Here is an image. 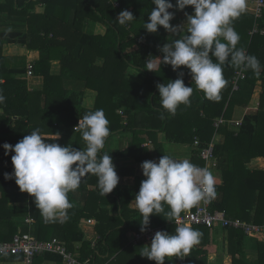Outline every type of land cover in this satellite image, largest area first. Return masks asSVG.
Instances as JSON below:
<instances>
[{"label":"trees","instance_id":"trees-1","mask_svg":"<svg viewBox=\"0 0 264 264\" xmlns=\"http://www.w3.org/2000/svg\"><path fill=\"white\" fill-rule=\"evenodd\" d=\"M171 2L175 5V0ZM37 6L45 7L44 11L36 12ZM155 7L152 0H0V93L6 97L0 104V241L10 240L16 233H30L40 241L65 243L68 250L78 251L81 260L93 256L100 264H156L140 255L151 240H131L133 234L146 232L141 231L142 216L133 205L141 181L146 179L136 175V165L167 155V143L191 146L196 138L201 148L214 142L216 165L211 171L220 182L215 184L217 194L210 201V209L225 211L230 218L264 223V169L250 166L256 158H264V35L249 34L256 22L264 27V11L257 21L251 12L233 21L240 36L237 48L258 58L260 74L244 71L245 77L234 89V76L240 69L226 62L223 75L228 83L219 101H212L196 88L190 70L184 66L176 71L163 64L156 72L145 69L152 56L163 58L159 49L168 43V32L162 26L155 34L143 28ZM122 10L130 11L135 20L120 25L117 17ZM193 11L191 6L185 8L188 14ZM97 24L106 32L86 29ZM7 42L41 51V58L34 62V74L43 76L42 90H29L28 77H21L28 73L27 65L8 61L4 54ZM53 61L61 64L58 75L51 73ZM137 71L142 75L139 81L133 77ZM180 72L185 85L194 91L190 106L181 105L171 116L161 107L156 85L174 81ZM68 79L83 82L85 89L94 91L92 107L84 103L86 90L66 87ZM238 107L248 108L241 125L233 122ZM97 109H103L110 128L102 153L112 157L118 176H134L135 186L116 187L104 197L97 177L87 174L79 188L68 193L72 207L67 210V219L46 222L34 198L21 192L14 179L4 178L14 170V153L5 155L3 144L14 146L39 128L47 142L83 150L86 144L82 134L73 128L86 113ZM161 112L165 113L163 119ZM57 133L59 139L55 140ZM220 134L223 142L216 140ZM191 163L205 167L200 150L193 149ZM163 207L160 216H150L147 228L174 234L175 219L169 221L166 215L171 209L167 204ZM89 218L96 221L95 246L82 228ZM189 226L202 236L200 244L184 257L186 264H208L215 249L212 232L216 228L227 239L225 251L232 256V264H253L247 258L249 246L258 253L255 264H264L261 235H247L233 227ZM179 259L168 257L165 264H180ZM0 261L24 262V256L5 255ZM33 264L66 263L61 255L46 252L37 255Z\"/></svg>","mask_w":264,"mask_h":264},{"label":"clouds","instance_id":"clouds-1","mask_svg":"<svg viewBox=\"0 0 264 264\" xmlns=\"http://www.w3.org/2000/svg\"><path fill=\"white\" fill-rule=\"evenodd\" d=\"M152 3L156 7L152 8L143 28L155 34L162 26L168 32V38L170 34L179 38H172L160 47L162 59L152 56L154 59L147 60L145 69L148 71L156 72L162 64L170 65L173 71L184 66L190 70L196 88L212 101H219L221 90L228 83L223 75L226 62L242 71L250 69L260 74L262 66L258 58L237 48L240 36L233 27V21L246 11V0H175V5L171 0H152ZM188 6L194 11L192 14L185 12L186 23L172 25L170 21L174 19L175 11L169 10L183 11ZM133 20L135 17L128 10H122L117 17L120 25ZM183 75L180 72L174 81L156 85L161 107L171 116L177 114L181 105L191 104L194 89L185 85ZM5 99L0 93V104ZM164 115L161 112V119ZM74 128L82 134L86 144L83 150L47 142L39 128L14 146L3 144L5 155L14 153L11 156L14 170L5 173L4 178L14 179L21 192L34 198L35 206L46 222H56L61 217L67 219V210L72 207L68 193L76 191L87 174L97 177V187L104 197L119 183L112 157L102 153L110 135L109 120L103 109L86 113ZM57 139L59 133L55 135ZM141 168L146 179L141 181L135 195L136 208L142 216L141 231H146L150 216L164 211V204L171 209L166 213L169 221L175 219L177 227L174 234L157 231L150 246H145L140 255L156 264H165L168 257L188 256L200 244L202 233L181 223L180 213L215 199L217 193L212 172L188 159H175L170 155H163L158 162L144 161Z\"/></svg>","mask_w":264,"mask_h":264},{"label":"built area","instance_id":"built-area-1","mask_svg":"<svg viewBox=\"0 0 264 264\" xmlns=\"http://www.w3.org/2000/svg\"><path fill=\"white\" fill-rule=\"evenodd\" d=\"M253 3V11L256 21L260 19L264 11V0H250ZM115 5L118 6L119 3L115 2ZM263 34L264 28H260L256 22L254 27L249 30V34L253 36L254 34ZM28 77L31 79L34 76V62L27 63ZM245 73L242 70H239L234 76V89H238V80L244 78ZM122 113V111H120ZM234 123L241 125L242 119L233 120ZM217 125L219 124L216 123ZM214 143V142H213ZM211 143L210 146L201 148L199 146V140L196 138V141L191 145L193 149L200 150V156L205 160V167L210 171L213 166L216 165V159L213 153L214 144ZM212 172V171H211ZM213 174V173H212ZM215 178V184L218 182V177L213 174ZM26 221L30 222L31 219L28 217ZM180 222L184 225H205L208 227H233L236 229L242 230L247 235H261L264 238V223L263 224H254L250 223L241 218H230L226 215L225 211H212L210 209V202L196 205L194 209H185L180 213ZM96 221L93 218H89L84 223H82V228L87 234V239L92 241V245L95 246L97 235L94 239L90 238V229L95 233L94 226ZM176 223V221H175ZM177 224V223H176ZM157 231H162L154 227H148L146 232L133 234L131 237L132 241L146 239L152 240ZM79 249V246L77 247ZM52 252L57 253L63 257V261L66 264H100L96 262L93 256L81 260L78 257V251L68 250L65 243L59 242L56 239L40 241L33 237L30 233H16L10 240H1L0 241V257L5 255H19L24 256V264H33L34 258L37 255ZM180 264H186L184 258L179 259Z\"/></svg>","mask_w":264,"mask_h":264},{"label":"crops","instance_id":"crops-1","mask_svg":"<svg viewBox=\"0 0 264 264\" xmlns=\"http://www.w3.org/2000/svg\"><path fill=\"white\" fill-rule=\"evenodd\" d=\"M246 5H247V7H246L245 12H251L252 13L253 3L250 2L249 0H246ZM44 9H45V7H43V6L42 7L37 6L35 8V11L36 12H43ZM173 11H175V14H178V15H179V12H181L182 17L174 18V20L171 22V24L174 26L175 25H181V23H182L181 21H182L183 17H186L185 16V9L183 11H177L174 9ZM86 29L89 32H93V33H99V32L105 33L106 32L105 27L101 26V25L99 26L98 24L96 26L95 25H92L90 27L87 26ZM12 31H14V29H12ZM12 43H14V42H7L6 46H4V54H5L6 58L8 59V61L12 62V64H14L13 62H20V63L24 62L27 65V63L29 61L36 62L41 58V51L39 49H28L25 46H23L25 50L21 51V54H17V52L16 53L11 52V54H10L11 56H9L8 55L9 53H7V49H8L7 45H9V44L13 45ZM61 70H62V68H61L60 62L59 61H53L52 65H51V73L58 75L61 73ZM35 76H36V79L32 78L30 81H28V88L30 91H33V92H35V90H41L43 88V82H44L43 76H39V75H35ZM21 77H28V74L21 75ZM133 77L135 79H137V81L142 79V75L138 71L133 72ZM65 85L68 88H77V89L86 90V98H85V102H84L85 105L87 107H92L94 105V101H95V95L94 94L95 93L92 90L85 89L83 82L68 79V80H66ZM247 111H248V108L238 107L236 110L235 119L236 120L243 119L245 114L247 113ZM73 129H75V128H73ZM216 137H217L216 140H218L219 142L224 141L223 135L220 134L219 136H216ZM165 145H166V149L168 150L167 155H170L175 159H181V160L182 159H188L191 162V159H190L191 155L190 156L188 155V157L180 155L181 152H185V151H187V152L190 151L192 154L193 149L189 144L188 145H179V144H174V143H167ZM258 160H264V158H262V157L256 158L250 164V166L252 168L264 169V161L261 162ZM153 161H156V160L154 159ZM141 164L142 163H138L136 165V175H143ZM118 177H119V183H118L117 187H119V188H125V187L133 188L135 186V177L134 176H118ZM218 182H220V180H218ZM133 205L136 206L135 202L133 203ZM212 234H213V240L215 243V249H214V252L211 253V255H210V259L208 261V264H232V256L225 251V247L227 246V239H225L224 234L218 228L214 229ZM95 237H96V233H93L92 229H90V238L94 239ZM150 244H151V242L148 243V246H150ZM257 256H258V253L255 250V248L249 246V249L247 252L248 261L250 263L255 264V262L257 260L256 259ZM15 262H18V261H11V262L10 261H5V262L1 261L0 264H14ZM19 262H22L24 264L23 261H19Z\"/></svg>","mask_w":264,"mask_h":264},{"label":"rangeland","instance_id":"rangeland-1","mask_svg":"<svg viewBox=\"0 0 264 264\" xmlns=\"http://www.w3.org/2000/svg\"><path fill=\"white\" fill-rule=\"evenodd\" d=\"M177 17H182V13L181 12H179V15L178 14H175V17L174 18H177ZM184 23H186V17H183V19H182V23H181V25H183ZM183 34V33H182ZM169 37L170 38H168V42L173 38V39H178L179 38V36L177 35V36H175V37H171V34L169 35ZM13 45H11V44H9V45H7L8 46V49H7V53H9L8 55L9 56H11L10 54H11V52H14V53H16L17 52V54H21V51H24L25 49H24V47L19 43V42H14V43H12ZM4 46H6V45H4ZM41 56H42V53H41ZM29 62H33V61H29ZM135 71V70H134ZM130 74H132L131 73V71H130ZM32 78H35L36 79V76H32L31 77V79ZM43 89V88H42ZM41 89V90H42ZM95 95V94H94ZM235 117H236V113L234 114V116H233V119H235ZM157 134H160V132H158ZM180 155H182V156H187L188 157V155L190 156H192V154H191V152L189 151V152H187V151H185V152H181L180 153ZM190 159H191V157H190ZM1 262V261H0ZM3 262H5V261H3ZM11 262V261H10ZM14 264H23L22 262H15Z\"/></svg>","mask_w":264,"mask_h":264}]
</instances>
